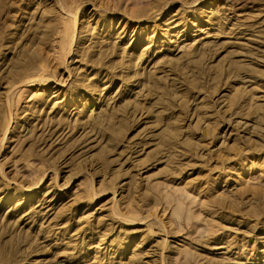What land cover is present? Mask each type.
Wrapping results in <instances>:
<instances>
[{"label": "rangeland", "instance_id": "obj_1", "mask_svg": "<svg viewBox=\"0 0 264 264\" xmlns=\"http://www.w3.org/2000/svg\"><path fill=\"white\" fill-rule=\"evenodd\" d=\"M193 1L0 0V264H264V0Z\"/></svg>", "mask_w": 264, "mask_h": 264}, {"label": "bare ground", "instance_id": "obj_2", "mask_svg": "<svg viewBox=\"0 0 264 264\" xmlns=\"http://www.w3.org/2000/svg\"><path fill=\"white\" fill-rule=\"evenodd\" d=\"M196 1H200V3H202V4H204V6H207V5H209L210 3H219L220 5H222V4H224V5H226L227 3H232V1L231 0H195V1H193V2H196ZM193 2H191V4L193 3ZM233 3H236V2H234L233 1ZM232 3V4H233ZM237 4V3H236ZM236 4H235V6H236ZM80 5L81 4H75L74 6H72V5H68L67 6V10H66V12H68V14L69 15H72V19L71 20H68L67 22H63L62 24H64V27L59 31V33H61V39H60V42H59V44H60V46H61V48H62V50L64 51V53H63V55L61 56L62 58V60L64 59V57L66 58V56L68 55V54H70V52H71V47H72V44L74 43V46H76L78 43V46L79 45H81V44H84L85 43V41H87V39L82 35V33L79 31L78 32V35H77V38H76V40H75V30H76V25H77V23H78V20H77V16H78V14L80 13L79 11L81 10L80 9ZM215 5V4H214ZM231 5V4H230ZM183 6V5H182ZM181 6V7H182ZM93 7V6H92ZM164 7H166V6H163V8ZM185 7V6H184ZM63 8V7H62ZM159 8V7H158ZM162 7H161V9H163ZM25 9V8H24ZM93 9H95L94 7H93ZM199 9V8H198ZM160 10V9H159ZM157 8H156V10L155 11H152L146 18H144L145 20H143V22H142V20H140V21H138V20H131V19H127V21H128V23H136V24H139V26H137L136 28H140V31L142 32L144 29H146L147 28V31H145L144 32V34L145 35H140L139 37H135L133 40H132V42H138V44H140V43H142L143 41H144V38H143V36H148V33H153L154 31H156V30H158V33H160L159 34V37H161V36H164V35H166V38H168V39H171L172 37L174 38V37H176V35H178V33H182L183 31H185L186 29L184 28V26H185V22H188V21H186V19H183V17L182 16H180V18L182 17V21H180V23L178 24H176L175 23V21L174 20H172V18H171V20H170V22L168 21V22H164V23H162L161 24V26L163 27H161V28H159V27H156L155 26V22H156V20L158 19V11H159ZM199 10H201V8L199 9ZM42 12H47V9L46 8H44L43 9V11ZM52 12V11H51ZM50 12V13H51ZM158 13L157 15H154L155 13ZM193 12V11H192ZM165 13V12H164ZM190 13V12H189ZM24 14H26L25 12H24ZM201 16H204V11H200V13H199ZM173 15H175V14H173ZM181 15V14H180ZM197 15V14H196ZM195 15V16H196ZM157 16V17H156ZM191 16V15H190ZM193 16V15H192ZM178 16H176V18H177ZM206 17V16H205ZM124 18V17H123ZM126 18V17H125ZM128 18V17H127ZM130 18V17H129ZM175 18V17H174ZM173 18V19H174ZM185 18V17H184ZM170 19V18H169ZM178 20V19H177ZM191 20V19H190ZM225 20H226V17H225ZM110 21H112V20H102V25H103V29H105L106 27H107V24L110 22ZM202 19H200V18H196V19H194L193 21H190L189 23H190V26H191V28H195L196 29V27H198L199 25L201 26H207V27H210V26H213V24L212 23H210V21L209 22H206L207 23V25H203L202 24ZM182 22V23H181ZM147 23H152V25L151 26H149V27H146V24ZM160 23V22H159ZM237 23V22H236ZM66 24V25H65ZM84 24H85V22H80L79 23V29L80 30H82V29H84L85 27H84ZM215 24V23H214ZM78 27V26H77ZM181 28V29H180ZM206 30L209 32L210 30H208V28H206ZM105 32L107 33V28H106V30H105ZM190 32V31H189ZM188 32V33H189ZM142 34V33H141ZM188 35V34H187ZM152 36H153V34H152ZM184 36V35H183ZM193 36V35H192ZM165 37V36H164ZM187 37V36H186ZM195 37H197L196 39H199L200 38V35H198V36H195ZM172 38V39H173ZM206 38H210V37H206ZM205 38V39H206ZM195 39V41L193 42V44H196L194 47H197V45H199V44H201L203 41L202 40H205V39H199V40H196ZM146 40H149V39H147L146 38ZM8 41V40H7ZM248 41V40H247ZM9 42H11V41H9ZM250 42V41H249ZM78 46H76L75 47V50L74 51H76V49L78 48ZM136 47V46H135ZM201 47H202V45H201ZM131 48L133 49V45L131 46ZM196 50H197V48H195ZM133 50H135V48L133 49ZM38 51V52H37ZM37 51H31V52H29L28 53V55L26 54L25 56H23V58L21 59V61H20V65L17 63V65L15 66V68H23V67H25V66H27V65H31V66H34L37 62H39V60H40V58H42V56L40 55V54H42V53H39V50H37ZM20 56H22V53H20ZM27 60V61H26ZM42 60V59H41ZM63 61H65V60H63ZM43 67V66H42ZM43 69V68H42ZM41 70V69H40ZM37 71V70H36ZM38 72H40V71H38ZM42 73V72H41ZM34 75H36V77H38V78H40V79H42L43 78V76H42V74L40 75V74H34ZM30 83L31 82H33V81H29ZM31 85V84H30ZM12 86H13V84H10L9 86H8V88L7 89H11L12 88ZM78 90H85V92L87 91V92H90V98H91V96H92V90H91V87H90V91H89V89H86V88H77L75 91H78ZM75 91H73V92H75ZM69 94H72V92L71 93H69ZM88 95V94H87ZM8 94H7V100H8ZM72 96V95H71ZM77 96L78 97H75V98H71V97H69V96H67V95H65L64 96V99H67V100H64V102H63V107H67V106H70L74 101H75V103L76 102H78V99L80 98V96H82V94H77ZM68 97V98H67ZM45 98H40V100L42 101V103H45V100H44ZM39 100V101H40ZM74 100V101H73ZM92 101V102H91ZM89 100V98L88 99H86L85 101H84V104L83 105H85V104H88V106H89V103H90V106H92L91 104L92 103H94V99H92V100ZM84 107V106H83ZM87 108H89V107H87ZM8 125L6 124L5 126H4V128L2 129V131H1V136L3 135V138H4V136H5V133L7 132V130H8ZM3 138L1 139L0 138V141L2 142L3 141ZM41 181H42V177H40V178H38V179H36L35 181H34V183H33V185H32V187L34 188V189H38L39 188V186H40V184H41ZM32 187H29L30 189L32 188ZM14 189H16V188H14ZM18 190V189H17ZM17 190H12L13 191V193H10V191H6V189L3 191L2 189H0V193H1V195H0V204H2L3 202H5V203H8L9 201H11L12 199H19V198H21L22 199V197L24 196V193H19V192H17ZM20 191V190H19ZM23 192H26V191H24L23 190ZM31 192V191H30ZM191 192V191H190ZM100 194H101V192H100ZM50 195V194H49ZM99 195V193H97V192H92L91 194H90V196H89V199L88 200H90V201H93V200H95L96 198H97V196ZM29 196H31V194L30 193H28V196L27 197H29ZM26 199V198H25ZM8 201V202H7ZM23 201V200H22ZM45 202L46 201H44V203L42 204V206L45 204ZM48 202H50V201H48ZM47 202V203H48ZM40 205V204H39ZM49 206V205H48ZM41 207V206H40ZM44 207V206H43ZM8 208H10L9 206H8ZM26 208H31V207H26ZM46 209V208H45ZM25 211V209H24V205H21V203H16V205H14V206H11V209L9 210V211H7V215L8 216H13V218H16L21 212H24ZM34 212V211H33ZM32 212V213H33ZM31 213V212H30ZM36 214V213H35ZM25 216V215H24ZM26 216H27V213H26ZM123 217V216H122ZM20 218V216L18 217V219ZM130 217H127V219H126V221L129 219ZM12 220H14V219H12ZM19 221V220H18ZM129 222H131V223H133L134 221L133 220H128ZM260 253V252H259ZM258 254V253H257Z\"/></svg>", "mask_w": 264, "mask_h": 264}]
</instances>
